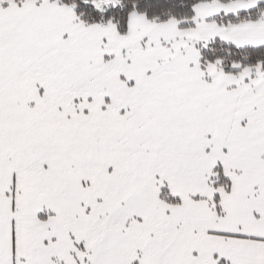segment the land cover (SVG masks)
Here are the masks:
<instances>
[{"label": "snow or ice", "instance_id": "6c2138e0", "mask_svg": "<svg viewBox=\"0 0 264 264\" xmlns=\"http://www.w3.org/2000/svg\"><path fill=\"white\" fill-rule=\"evenodd\" d=\"M0 264H264V0H0Z\"/></svg>", "mask_w": 264, "mask_h": 264}]
</instances>
